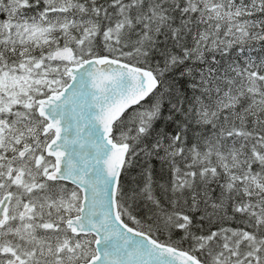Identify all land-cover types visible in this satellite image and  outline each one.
I'll return each instance as SVG.
<instances>
[{"label": "snow or ice", "instance_id": "obj_1", "mask_svg": "<svg viewBox=\"0 0 264 264\" xmlns=\"http://www.w3.org/2000/svg\"><path fill=\"white\" fill-rule=\"evenodd\" d=\"M0 264H264V0H0Z\"/></svg>", "mask_w": 264, "mask_h": 264}]
</instances>
